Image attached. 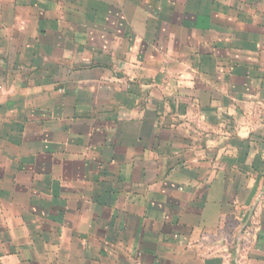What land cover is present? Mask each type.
Masks as SVG:
<instances>
[{"label":"crops","instance_id":"0c3cea01","mask_svg":"<svg viewBox=\"0 0 264 264\" xmlns=\"http://www.w3.org/2000/svg\"><path fill=\"white\" fill-rule=\"evenodd\" d=\"M0 264H264V0H0Z\"/></svg>","mask_w":264,"mask_h":264}]
</instances>
